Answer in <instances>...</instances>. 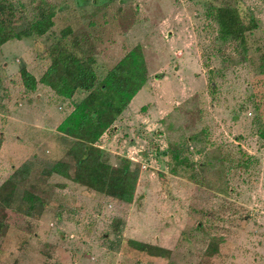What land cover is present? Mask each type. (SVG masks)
Wrapping results in <instances>:
<instances>
[{
  "label": "rangeland",
  "instance_id": "1",
  "mask_svg": "<svg viewBox=\"0 0 264 264\" xmlns=\"http://www.w3.org/2000/svg\"><path fill=\"white\" fill-rule=\"evenodd\" d=\"M12 2L16 31L37 4L52 6L51 33L69 27L86 40L100 78L135 46L148 77L96 143L111 165L138 169L123 203L48 172L71 163L73 141L57 126L73 101L28 97L19 70L40 77L49 35L0 47V185L24 170L0 205V264H264V75L246 60L264 52V0ZM224 3L254 20L247 57L217 38L210 6ZM25 193L42 209L29 215Z\"/></svg>",
  "mask_w": 264,
  "mask_h": 264
},
{
  "label": "trees",
  "instance_id": "2",
  "mask_svg": "<svg viewBox=\"0 0 264 264\" xmlns=\"http://www.w3.org/2000/svg\"><path fill=\"white\" fill-rule=\"evenodd\" d=\"M34 19L22 30L16 31L18 21L12 0H0V47L12 40L49 35V44L41 53L46 68L38 79L26 68L19 70L22 86L27 94L36 92L38 86L48 88L60 101H73L72 111L57 126V131L71 139L67 151L71 163L54 162L49 174H56L95 193L123 203H131L138 179V169L124 159L113 166L104 159L103 151L96 147L107 131H113L114 123L130 101L147 82V71L140 46L127 52L101 78L96 72V60L91 47L82 37L66 27L59 36L53 35L55 10L41 2L34 7ZM217 25V38L223 43L238 45L240 57H247L248 34L256 28L252 17L245 21L235 6L224 3L210 6ZM51 35V36H50ZM243 59V58H242ZM251 59L260 75H264V52ZM256 61V65H255ZM78 96H83L78 100ZM264 135V130L259 129ZM173 153L174 161L179 158ZM179 161V160H178ZM24 170H17L0 185V205L12 199L15 178ZM27 213L42 202L35 195L25 193ZM129 246L139 252L160 256L165 250L136 241Z\"/></svg>",
  "mask_w": 264,
  "mask_h": 264
},
{
  "label": "crops",
  "instance_id": "3",
  "mask_svg": "<svg viewBox=\"0 0 264 264\" xmlns=\"http://www.w3.org/2000/svg\"><path fill=\"white\" fill-rule=\"evenodd\" d=\"M4 68V67H3ZM3 70H1V72H2ZM5 71V70H4ZM28 71V70H27ZM0 72V77H1V75L2 74H4V73H1ZM32 74V73H31ZM33 75V74H32ZM37 92H34V93H30V94H28V97H41V98H38L39 99V102H40V100L41 99H45V98H43V96L42 95H40L39 94V92H42V93H46V95H48V94H50L51 92H50V90L48 89V88H44V87H42V86H38V88H37V90H36ZM63 113V115H62V117L59 119V121L61 122L65 117H66V114L64 113V112H62ZM52 120H54V118L52 119ZM59 122V123H60ZM114 128H115V126H114Z\"/></svg>",
  "mask_w": 264,
  "mask_h": 264
}]
</instances>
